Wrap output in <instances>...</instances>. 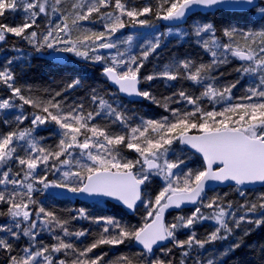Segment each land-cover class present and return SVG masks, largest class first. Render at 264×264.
I'll list each match as a JSON object with an SVG mask.
<instances>
[{
  "label": "snow or ice",
  "instance_id": "snow-or-ice-1",
  "mask_svg": "<svg viewBox=\"0 0 264 264\" xmlns=\"http://www.w3.org/2000/svg\"><path fill=\"white\" fill-rule=\"evenodd\" d=\"M254 233L264 0H0V264H264Z\"/></svg>",
  "mask_w": 264,
  "mask_h": 264
},
{
  "label": "trees",
  "instance_id": "trees-1",
  "mask_svg": "<svg viewBox=\"0 0 264 264\" xmlns=\"http://www.w3.org/2000/svg\"><path fill=\"white\" fill-rule=\"evenodd\" d=\"M152 67L151 65L148 66V71H151ZM67 76V73L64 71L62 67L55 66L52 62L44 59V58H36L32 61V66L30 69L27 70L26 79L29 83H32L34 85H46L47 83L51 82V80L55 79V81L59 82L62 79H65ZM163 91V89H161ZM147 111V109H145ZM260 189H257L258 192ZM217 193L223 195L224 193H228L230 197L235 198L233 193V189L224 188V189H217ZM217 193H210V195H215ZM250 195H254V193H250ZM81 204L79 202H72V203H64L61 202L57 205L59 209L63 208H73V207H80ZM96 213L101 212H107L110 210V206H101L99 208L92 209ZM207 225H204L203 227L198 228V231L200 233L205 232L207 229ZM262 235L260 233H254L253 239L260 240ZM122 248V246H121ZM118 255L119 253H115ZM112 255V253H110Z\"/></svg>",
  "mask_w": 264,
  "mask_h": 264
},
{
  "label": "water",
  "instance_id": "water-1",
  "mask_svg": "<svg viewBox=\"0 0 264 264\" xmlns=\"http://www.w3.org/2000/svg\"><path fill=\"white\" fill-rule=\"evenodd\" d=\"M51 62V61H50ZM224 188H227V187H221V188H218V189H224ZM257 189H259V188H257Z\"/></svg>",
  "mask_w": 264,
  "mask_h": 264
}]
</instances>
